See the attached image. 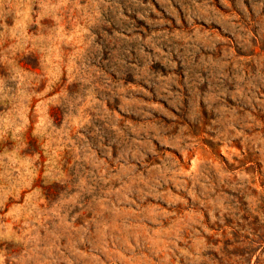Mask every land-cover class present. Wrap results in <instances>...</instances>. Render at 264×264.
<instances>
[{
	"label": "rangeland",
	"instance_id": "374dc122",
	"mask_svg": "<svg viewBox=\"0 0 264 264\" xmlns=\"http://www.w3.org/2000/svg\"><path fill=\"white\" fill-rule=\"evenodd\" d=\"M0 264H264V0H0Z\"/></svg>",
	"mask_w": 264,
	"mask_h": 264
}]
</instances>
